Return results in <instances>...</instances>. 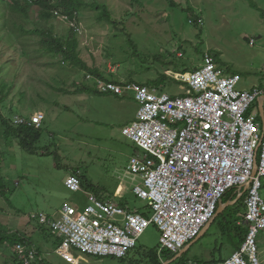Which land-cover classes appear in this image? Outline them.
I'll return each mask as SVG.
<instances>
[{
	"label": "rangeland",
	"instance_id": "rangeland-1",
	"mask_svg": "<svg viewBox=\"0 0 264 264\" xmlns=\"http://www.w3.org/2000/svg\"><path fill=\"white\" fill-rule=\"evenodd\" d=\"M82 1L85 7L80 14L74 18L61 14L67 20L57 18L49 25L58 35L69 33L68 23L83 33L79 50L87 68L64 61L61 54L52 55L41 44L42 35L17 40L15 49L0 42V65H7L0 84L5 82L10 88L5 97L0 94L2 114L8 120L36 113L45 116L40 141L32 151L15 139L8 140L0 129V184L4 186L0 193V264H15L16 244L9 237L21 235V226L30 223L38 228L33 215L55 217L67 203L84 205L87 192L107 200L122 184L130 209L148 212L147 202L134 195V182L127 175L131 159L144 153L124 135V128L136 120L139 104L131 94L121 98L98 92L85 81L92 68L109 82L152 84L160 80L155 86L159 93L176 97L190 90L187 83L176 79L178 75L200 69L210 53L217 58L219 69L241 74L238 90L264 85V0ZM103 6L116 23L99 19ZM31 16L16 20L17 25L32 29L34 22L41 23L37 7ZM195 18H202L203 25ZM72 175L83 177L81 193L67 187ZM240 200L222 214L216 213L205 233L188 244L190 251L170 264L219 263L230 258L237 250L238 230L248 231L245 200ZM257 246L264 264V231ZM159 249L160 232L151 225L125 259L95 258L78 250L68 254L78 258V264H166L172 260ZM50 259L52 264H72L58 256Z\"/></svg>",
	"mask_w": 264,
	"mask_h": 264
},
{
	"label": "built area",
	"instance_id": "built-area-1",
	"mask_svg": "<svg viewBox=\"0 0 264 264\" xmlns=\"http://www.w3.org/2000/svg\"><path fill=\"white\" fill-rule=\"evenodd\" d=\"M56 15L67 20L58 12ZM198 22L203 24L202 19ZM79 35L83 33L79 31ZM176 79L188 84L191 99L159 93L156 87L86 75L85 81L98 92L121 98L131 94L139 104L136 120L124 128V135L144 153L131 159L127 175L134 182V195L147 202L150 215L92 193L87 194L84 205L67 203L55 217L33 215V220L62 239L58 248L62 256L78 250L95 258L125 259L151 225L160 232V252L177 255L179 248L201 235L215 219L219 201L232 190L241 194L252 179L246 198V238L240 249L219 264H261L255 237L264 231V201L259 196L264 192V146L261 162H255L256 141L248 137L259 129L250 110L264 95V87L239 92L240 76L225 75L210 53L200 69ZM233 119L246 121L240 140L225 128ZM44 120L42 113H36L30 118L14 116L10 122L14 127L40 130ZM216 123L223 129H216ZM256 165L260 175L253 179ZM66 185L74 193L83 190L77 175L70 176ZM14 253L19 264H33L38 258L37 249L26 241L18 242Z\"/></svg>",
	"mask_w": 264,
	"mask_h": 264
},
{
	"label": "trees",
	"instance_id": "trees-1",
	"mask_svg": "<svg viewBox=\"0 0 264 264\" xmlns=\"http://www.w3.org/2000/svg\"><path fill=\"white\" fill-rule=\"evenodd\" d=\"M253 6H256L255 3L253 2ZM37 7L38 8V17L41 20L40 24H37L34 22V28L28 29L26 28L25 25L21 24V27L17 25L18 19L21 20H29L32 13V10ZM85 7V4L82 0H0V23L2 22L3 24L0 25V42H4L8 44V46H12L15 49L16 41L24 38L26 36H39L42 35L41 38V44L48 49V51L58 57L60 54L63 55L64 61H68L72 64H76L79 66H83L84 68H87L86 63L82 60L81 58V52L79 50L80 48V39H79V34L74 31L73 29L70 28L69 33L66 35H58L55 34L51 30V26L49 25V22L55 21L58 16L56 15V12H58L59 15L61 14H67L70 15L74 18L75 14H80L81 9ZM103 9L100 12V17L99 19L101 20H107L110 23H116L115 21L112 20L111 16L107 14L105 9H107V6H103ZM57 10V11H54ZM98 10H101L100 8ZM202 18H195V21L198 22ZM199 23V22H198ZM45 28H41V26ZM203 24H200L202 26ZM213 56V55H212ZM205 57V56H204ZM215 58V61L217 63V58ZM7 65H0V74H4V71L6 69ZM199 68L194 69L191 72H188L189 70H184L182 73H177V74H182L186 75L189 73H193L197 71ZM187 72V73H186ZM91 75L97 76V77H102L100 74V71L98 69L92 68L90 70ZM226 75V74H225ZM105 79V78H103ZM178 82V81H177ZM181 83V82H178ZM161 84L160 80H155L152 84L151 83H145L141 85L145 86H150V87H155L159 86ZM182 84V83H181ZM8 84L5 82L0 84V94H5L10 91L7 87ZM87 86V85H86ZM89 87V86H88ZM92 88H86V87H79L78 90H83L87 92H94L97 93L93 90ZM25 94H23L24 96ZM188 93L183 94L182 96H177V97H186ZM21 102H23L21 100ZM255 109V107H253ZM252 108V109H253ZM0 129L2 132L5 134V137L8 140L15 139L17 140L20 145L22 144L23 149H26L28 151H32L34 146L40 141L41 138V133L40 130H37L36 128L33 127H14L11 125L10 120L4 117V115L1 112L0 109ZM82 181V186L84 185L83 182V177H81ZM3 188L4 186L0 184V193H3ZM229 194H233L232 197L229 196ZM247 194L243 195L241 200H245V206H246V198ZM238 193L237 190H232L229 192L225 197H224V202L228 203V201H235L238 198ZM240 200V201H241ZM246 213H247V206H246ZM245 213V215H246ZM149 214V213H148ZM146 216H149L147 214H144ZM247 235V230L242 231L238 230V237H239V242L236 245L237 250L240 249L241 245L243 244L245 238ZM14 244H17L18 242H24L27 240L21 239V236H11L9 237ZM22 240V241H21ZM236 250V251H237ZM164 253L168 254L169 260L174 258L175 254L169 252V251H164ZM168 260V261H169ZM223 261V260H222ZM219 261V262H222ZM218 263V262H216ZM214 261L212 263L208 264H216Z\"/></svg>",
	"mask_w": 264,
	"mask_h": 264
},
{
	"label": "crops",
	"instance_id": "crops-1",
	"mask_svg": "<svg viewBox=\"0 0 264 264\" xmlns=\"http://www.w3.org/2000/svg\"><path fill=\"white\" fill-rule=\"evenodd\" d=\"M221 71L224 74H228L227 75L228 77H231L233 75H238V76H240L241 81H242L241 74L238 73V72L237 73H232V72L226 73L223 70H221ZM256 87L262 88V87H264V85H260V86H256ZM256 87H253L251 90H253ZM251 90H248V91H251ZM238 91L239 92H243L244 90L243 91L242 90H238ZM245 91H247V90H245ZM262 99H264V95L258 97L257 100L255 101V103L253 104V106L251 107V110H252L253 107L258 109L257 113H255L256 119H257V120L255 119V124H256V126L258 125L259 129L257 130V134L249 135V137H248L249 141H256V146L253 149V153H255V154H257V153L259 154L261 152V149L264 146V130L259 132L260 131V126L259 125L264 123V119H262V118H264V115H262V110H260L261 107H260V103H259V101L262 100ZM263 111H264V105H263ZM250 113H251V111H250ZM251 114H253V113H251ZM247 115L249 116V114H247ZM245 123H246V121H238V120H234L233 119L232 121H230L225 126V128H226V130H229V131L235 133V136H233L234 139L240 140L241 139L240 132L245 128ZM125 190H126L125 187L122 184H119L118 188L116 189L115 193L113 194V197L110 198V199L108 198L106 201H113V202L122 203V204L124 203L123 206L126 205V207H129V205L125 202V198H124ZM88 193L89 192L85 193V196H84L85 203H87V194ZM97 197L100 198L99 196H97ZM225 204H227V203H225ZM135 211H137V210H135ZM147 211L148 212H145L144 214L150 215L149 209H147ZM22 229H25V230L22 231ZM48 232H49V236H46L48 234ZM20 234H21L20 235L21 239L27 240L26 242L29 241V244H31L32 246H34L37 249L38 258L33 264H45V262H47V264H52L51 263L52 260L50 258H53V257H56V256L60 257L62 260L65 259L66 261H68V262H70L72 264H78V262L80 261L78 258H76V257H74V256H72V255H70L68 253H66L64 256H62L59 253V249L58 248L61 246L62 240H61V238L59 236L54 235L48 227L41 226L39 224L38 228H36L35 226H33L30 223V224L26 225L25 228H23L21 226V233ZM47 238H51L52 240L50 241ZM6 245H9V244L6 243ZM188 246L186 247V249L188 248ZM190 249L191 248L189 247L187 252H189ZM13 254H14V262H15V264H19V262H18V260L16 258V254L14 253V250H13ZM184 254L185 253H181L180 252L179 254L174 256V258H172L171 261H169L166 264H170L172 262H175L174 259L176 257H177V260H180V258Z\"/></svg>",
	"mask_w": 264,
	"mask_h": 264
},
{
	"label": "bare ground",
	"instance_id": "bare-ground-1",
	"mask_svg": "<svg viewBox=\"0 0 264 264\" xmlns=\"http://www.w3.org/2000/svg\"><path fill=\"white\" fill-rule=\"evenodd\" d=\"M251 43L254 44V40H252ZM144 86H145V85H144ZM104 94H106V93H104ZM177 99H191V96H190V95H187L186 97H177ZM248 108H249V107H248ZM260 110H261V109H260ZM250 111H251V113H253V114L257 113V112L254 110V108H253L252 110H250ZM262 119H264V118H262ZM256 120H257V119H256ZM231 121H232V120H231ZM177 122H178L179 124L181 123V121H178V119H177ZM259 126H260V131H259V132H261L262 130H264L262 124L259 125ZM215 128H216V129H219V130H222V129H223V126H221V125H219L218 123H216V124H215ZM177 131H181V129H180V127H179L178 125H177ZM256 134H257V133H256ZM257 151H258V150H257ZM262 151H263V148L261 149V152H260L259 154H258V153H257V154H254V161H255V162H261V160H262ZM256 168H257V169H256ZM256 168L253 169V171H252V177H253V179L258 178L259 175H260V170H258L257 165H256ZM77 176H78V175H77ZM261 181H262V183H264V178H261ZM249 183H253V180H252V179L248 180L246 184L248 185ZM249 188H250V187H249ZM121 189H122V188H121ZM132 192H133V191H132ZM247 193H248V191H247L246 193H244V190L242 189V190H241V194L238 193L239 196H238L237 199H238V200L241 199L242 196L245 195V194H247ZM259 196H260L261 200L264 201V198L262 197V194H260ZM223 200H224V198H222V199L219 201V203H218V206H220L219 209H220V208H223V209H224V207L228 204V203L225 204ZM232 202H233V201H232ZM115 203H116V202H115ZM117 204H118L119 206H123L124 203H123V204H122V203H117ZM125 206H126V205H125ZM125 206H124V207H125ZM230 206H233V205H230ZM218 211H219V210H218ZM137 212L141 213V211H138V210H137ZM217 213H218V212H217ZM212 222H213V221H211V223H212ZM211 223H209L208 226H209ZM206 228H207V226H206L203 230L205 231ZM203 230H201L200 233H202V232L204 233ZM203 233H202V234H203ZM248 235H249V234H248ZM199 236H200V235H199ZM258 237H259V235H257V236L255 237L256 240L258 239ZM56 238H57V237H56ZM196 238H197V237H196ZM61 240H62V239H61ZM21 241H22V240H21ZM190 242H192V239L189 241V243H190ZM28 243H29V241H28ZM241 246H242V245H241ZM185 247H186V244H185L183 247L179 248V252H178V253H180ZM190 248H191V247H190ZM135 249H136V248H135ZM185 249H186V248H185ZM185 249H184L181 253H186V252L188 251V248H187L186 250H185ZM178 253H177V254H178ZM178 258H179V257H178ZM223 261H226V260H223ZM223 261H222V262H223ZM217 264H219V263H217Z\"/></svg>",
	"mask_w": 264,
	"mask_h": 264
},
{
	"label": "water",
	"instance_id": "water-1",
	"mask_svg": "<svg viewBox=\"0 0 264 264\" xmlns=\"http://www.w3.org/2000/svg\"><path fill=\"white\" fill-rule=\"evenodd\" d=\"M259 103H260V107H261V110H262V115H264V111H263L264 99L260 100ZM256 169H257V168H256ZM249 187H250V184H248V185H246V186L243 187L244 193H246V192L249 190ZM237 201H238V199L235 200V201H233V202L228 203V204L224 207V209H223V208H220L217 214H218V215L222 214V213L225 211V209H226L227 207H229L230 205H235ZM216 216H217V215H216ZM210 225H211V224H210ZM210 225H209V226H210ZM209 226H207V228L205 229V231L209 228ZM205 231H204V233H205ZM204 233H203V234H204ZM203 234H202V235H203ZM189 247H190V245L188 246V248H189ZM176 259H177V257H176L174 260H176Z\"/></svg>",
	"mask_w": 264,
	"mask_h": 264
},
{
	"label": "clouds",
	"instance_id": "clouds-1",
	"mask_svg": "<svg viewBox=\"0 0 264 264\" xmlns=\"http://www.w3.org/2000/svg\"><path fill=\"white\" fill-rule=\"evenodd\" d=\"M71 28V27H70Z\"/></svg>",
	"mask_w": 264,
	"mask_h": 264
}]
</instances>
